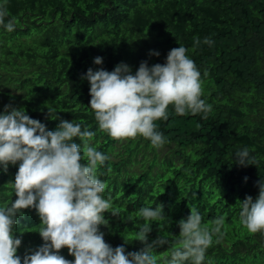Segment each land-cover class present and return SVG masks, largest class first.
<instances>
[{
  "label": "trees",
  "instance_id": "16d2710c",
  "mask_svg": "<svg viewBox=\"0 0 264 264\" xmlns=\"http://www.w3.org/2000/svg\"><path fill=\"white\" fill-rule=\"evenodd\" d=\"M7 6L19 23L13 32L0 25V114L11 104L50 131L63 119L96 133L90 144L110 157L98 165V176L108 186L105 197L113 196L112 210L120 214H104L105 241L124 246L126 253L140 251L141 242L130 237L126 243L122 234L145 221L126 217L158 205L165 219L148 221V242L165 234L175 240L178 222L192 205L204 224L226 216L227 232L219 243L213 237L203 264H264V232L249 234L240 225L237 203L247 196L255 201L264 182V0H8ZM196 36L201 44L193 50ZM205 37L214 43L204 44ZM180 45L201 73V99L212 105L207 119L202 113L178 115L169 105V118L155 121L163 148L140 135L114 140L99 130L90 83L83 78L88 69L111 72L125 63L135 74L143 61L149 67L164 64ZM96 57H102L101 65ZM74 142L82 145L78 138ZM167 146L172 156L164 158ZM245 147L258 165L238 163L235 154ZM18 167L19 162L10 164L7 173L0 168V206L17 198L9 182ZM21 212L14 235L22 239L17 255L23 258L44 241L37 211ZM168 249L169 244L158 245L154 252ZM59 254L75 259L67 247Z\"/></svg>",
  "mask_w": 264,
  "mask_h": 264
},
{
  "label": "clouds",
  "instance_id": "9594fccd",
  "mask_svg": "<svg viewBox=\"0 0 264 264\" xmlns=\"http://www.w3.org/2000/svg\"><path fill=\"white\" fill-rule=\"evenodd\" d=\"M7 5L8 0L0 2V25L13 32L19 21L10 16ZM193 41L195 50L201 40L196 36ZM203 43L211 46L214 41L205 37ZM187 52L180 45L168 52L164 64L149 67L143 61L135 74L125 63L111 72L89 68L83 78L90 83V108L99 130L114 140L140 135L150 140L152 147L160 148L166 141L163 133L156 130L155 121L169 118V105L178 115L202 113L207 119L212 105L201 99V73ZM150 55L159 56V52ZM94 63L101 65L102 57H96ZM49 115L52 116L51 110ZM95 135L88 126L63 119L55 131H50L40 120L27 115L25 109L4 106L0 114V168L7 173L10 164L19 162V167L14 182H9L17 198L0 206V264H22V260L23 264H203L213 237L219 243L227 232L226 216L218 215L204 224L197 206L190 205V215L179 220L180 232L175 240L165 234L148 242L152 231L148 221L165 219L163 206L158 205L155 210L143 206L126 217L129 222L136 218L145 221L134 226L135 231L126 229L122 234L126 243L130 237L141 242L144 247L140 251L126 253L124 246L113 248L105 241L100 231L101 225L108 224L104 214H120L112 210L113 196L104 195L108 186L98 176V165H104L110 157L90 144ZM76 138L82 145L74 142ZM162 155L172 156L168 146ZM235 155L241 166L259 164L247 147ZM111 172L109 166L107 174ZM258 186L255 201L252 196L237 201L239 223L249 234L264 232V182ZM28 208H34L40 217L38 232L44 244L27 250L21 258L17 250L22 239L14 235V228L17 215ZM165 244H169V249L157 255L154 248ZM64 247L75 257L74 261L59 254Z\"/></svg>",
  "mask_w": 264,
  "mask_h": 264
},
{
  "label": "bare ground",
  "instance_id": "6f19581e",
  "mask_svg": "<svg viewBox=\"0 0 264 264\" xmlns=\"http://www.w3.org/2000/svg\"><path fill=\"white\" fill-rule=\"evenodd\" d=\"M15 230V229H14Z\"/></svg>",
  "mask_w": 264,
  "mask_h": 264
}]
</instances>
